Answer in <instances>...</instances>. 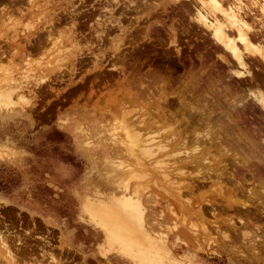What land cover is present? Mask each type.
<instances>
[{
  "label": "rangeland",
  "instance_id": "374dc122",
  "mask_svg": "<svg viewBox=\"0 0 264 264\" xmlns=\"http://www.w3.org/2000/svg\"><path fill=\"white\" fill-rule=\"evenodd\" d=\"M217 1L225 8L236 0ZM240 1L253 29L244 71L264 83V17L252 0ZM173 5L170 0H0V93L13 87L23 96L16 101L12 93V105L0 107V237L13 256L0 246V264H121L115 255L129 264L237 259L222 246L236 236L223 217L210 216V204L219 205L229 193L218 197L208 189V212L202 211L197 160L187 163L196 157V143L178 146L168 138L173 130L189 136L197 127L183 123L178 105L156 103L185 88L184 105L198 109L204 91L219 90L218 77L225 78L233 66L221 63L219 57L228 58L190 21L197 6L190 7L189 17ZM172 35L175 43L169 41ZM183 66L190 70L184 73ZM148 71L167 77L155 84L158 90L149 89L147 108L168 119L142 131L140 143L154 145L144 159L122 137L139 129L135 89L138 76ZM105 145L119 158L108 174L89 157L107 158ZM159 145L164 151L154 152ZM174 166H179L175 175H160ZM132 173L138 179L131 180ZM129 194L143 206L142 222L115 201ZM95 212L105 218H93Z\"/></svg>",
  "mask_w": 264,
  "mask_h": 264
},
{
  "label": "bare ground",
  "instance_id": "6f19581e",
  "mask_svg": "<svg viewBox=\"0 0 264 264\" xmlns=\"http://www.w3.org/2000/svg\"><path fill=\"white\" fill-rule=\"evenodd\" d=\"M170 1L174 3L173 6L176 8L174 10L180 14L186 13L188 16L193 14L190 21L198 26L197 28L203 33H208L212 44L228 58V61H226L219 57L221 63L226 64L228 67L231 63L233 68L227 70L225 78L218 77L219 90L215 91L207 88L204 91L201 100L204 105L198 109H187V106L184 105V96L187 95L185 88L172 100L162 96L156 102L158 106L164 107H170L173 104L178 105L180 112H182L183 123L188 126L195 125L198 129V131L188 133L189 136L184 132L185 130L179 135L172 129L173 131L170 132L168 138L171 144L178 146L185 143L186 140L196 143V151L194 149L196 157L188 158L189 162L187 163L194 165L197 160V165L195 164L199 169L197 180L200 189L203 190L202 203H205L202 211L208 212L207 205L210 204L207 200L209 197L208 189L213 188V195L218 197H221L224 192L229 193V197L225 200L222 199L219 205H217L218 203L210 204V209L212 208V215L210 214V216L214 220L217 217H223L221 222L236 236L234 237L237 239L236 242L222 244L224 248L230 250L231 255L237 257V259L232 257L233 262L231 263L255 264L264 262V83L254 79L253 75H249L251 73H248L247 69L244 71L245 66L248 65H245V55L252 53L250 42L252 28L250 29L246 25L241 14L239 6H242L243 3L236 0L234 6L228 5L229 7L224 8L223 4L221 5V2L217 0ZM252 2L257 5L260 14L264 17V0H252ZM192 5L197 7L191 8L194 13L188 14ZM146 32H148V29ZM169 41L175 43V36H170ZM260 57V61L264 65V54L260 53ZM182 68L183 72L190 70V67L183 66ZM149 72L151 71H148L147 75L138 76L137 88L135 89L138 97V100L136 99L137 107L140 113H136L137 118L134 119V123L137 122L135 125L137 124L136 126L139 129L137 132L128 133L122 137L124 142L131 144L138 156L144 159L150 156L151 148L154 145H151L152 143L149 145L142 144L143 142L140 143L142 131L148 125L151 126V124L160 121L161 118L168 119L167 116L160 117L159 114L154 113L155 111L152 113L154 109L148 110L149 108H147L152 104V98L148 94L149 89L155 92L159 89L155 84L158 81L163 82V79H167V77L161 76L155 71L151 74ZM241 86H244V88ZM11 88H9V91L0 93V107L12 105L14 101L11 100L12 93L15 95L16 101L22 100L21 91L16 92L17 88ZM237 88H240L241 92H238ZM160 100L164 102L163 105H160ZM145 110L146 114L151 111L147 115H153L152 118L147 119L149 116L145 118ZM155 110L156 112L159 111L158 109ZM177 140H179V143H176ZM162 151H164V148L160 145L156 146V150H154L156 153ZM175 164H177L176 160ZM178 167H170L168 174L164 175L165 173L162 172L160 175L164 179L171 174L175 175V171L179 170ZM136 174L132 173L130 179H138ZM115 201L130 217L142 222L144 209L139 199L129 194L116 197ZM95 213L93 218L98 220L105 218L104 213ZM0 246H7L4 236L0 237ZM5 251L10 258H13L7 247Z\"/></svg>",
  "mask_w": 264,
  "mask_h": 264
},
{
  "label": "crops",
  "instance_id": "0c3cea01",
  "mask_svg": "<svg viewBox=\"0 0 264 264\" xmlns=\"http://www.w3.org/2000/svg\"><path fill=\"white\" fill-rule=\"evenodd\" d=\"M92 140H93V142H96V141L103 142L100 139H94L93 138ZM103 144H104V142H103ZM105 149H106V151H109V155L107 156V158H105L101 154H93L92 156H89V157H91L90 159H93L95 161V164L96 163H98V165L100 164V166L103 167L102 169H103L104 173L108 174V173H110L113 170L112 165L114 163L112 161H115V160H117L119 158L117 157V154H116L117 151L115 152V150H113L112 148L111 149L108 148V146H106V145H105ZM90 165L93 166L91 163H90ZM176 250H177V248H175L174 246L171 247V251H176ZM112 254L115 255L114 253H109L107 256H111ZM115 257H117L116 259L119 260L121 264H129L128 261H126L125 259L119 257L118 255H115Z\"/></svg>",
  "mask_w": 264,
  "mask_h": 264
}]
</instances>
